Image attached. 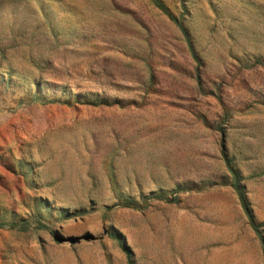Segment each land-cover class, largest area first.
<instances>
[{
	"label": "rangeland",
	"instance_id": "1",
	"mask_svg": "<svg viewBox=\"0 0 264 264\" xmlns=\"http://www.w3.org/2000/svg\"><path fill=\"white\" fill-rule=\"evenodd\" d=\"M160 2L0 0V264H264V0Z\"/></svg>",
	"mask_w": 264,
	"mask_h": 264
},
{
	"label": "trees",
	"instance_id": "2",
	"mask_svg": "<svg viewBox=\"0 0 264 264\" xmlns=\"http://www.w3.org/2000/svg\"><path fill=\"white\" fill-rule=\"evenodd\" d=\"M155 4H156L157 6L163 8V9L165 10V8H164L163 4L160 2V0H155ZM233 177H236V174H235V173H233ZM234 186H235L236 189L238 190V192H239V194H240V198L242 199V201H244V199H243V195H242V192H241L240 189L238 188L237 184L234 183ZM243 204H244V208H245L246 212L248 213V216H249V218H250V220H251V224L253 225L254 229L257 230V226H255L254 221L252 220V217H251V215H250V213H249V211H248V209H247V206L245 205V201L243 202ZM116 237H117V236H116Z\"/></svg>",
	"mask_w": 264,
	"mask_h": 264
}]
</instances>
